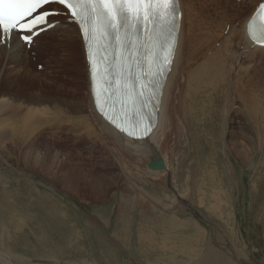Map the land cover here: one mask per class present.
I'll use <instances>...</instances> for the list:
<instances>
[{"label": "rangeland", "instance_id": "1", "mask_svg": "<svg viewBox=\"0 0 264 264\" xmlns=\"http://www.w3.org/2000/svg\"><path fill=\"white\" fill-rule=\"evenodd\" d=\"M207 1L195 0L201 9L209 7L207 11L199 9L196 14L197 32L202 40L212 35L218 43L210 50L203 41L189 43L192 29L188 21L186 53L191 51L194 62L200 64L206 58L204 54H213L217 48L220 60L227 65L231 61L232 73L227 81L210 84L206 126L202 124L203 104L199 99L198 120L190 133L179 134L180 130L172 125L168 138L173 152L170 149L160 153L168 160V170L156 174L147 168L151 154L140 159V155L107 153L102 146L93 147L83 130L80 133L72 130V120L64 124L66 130L55 140L58 145L51 138L52 142L48 140V147L41 150L38 158L59 148L66 156L55 168L56 175L70 179L72 168L77 167L83 173L86 170L85 178L89 180L101 177L112 181L106 197L95 201L89 197V187H83L81 194L76 195L67 188L68 184L54 186L56 182L38 171L39 165L27 166L19 154L11 158L16 172L0 159V177L3 171L7 173L4 181H0V257L11 262L0 264H264V183L257 185L264 177V61L250 65L253 66L249 73L256 72L257 79H244L243 75L240 86L234 85L233 81L241 76L239 73L246 70L234 67L236 60L228 55L232 51V55L239 57L241 27L252 6L249 0ZM237 13L240 19L236 18ZM39 36L14 54L0 48V101L4 95L17 91L21 96L14 104L22 108L29 104L27 100L54 91L79 94L77 100L87 98L86 76L80 78L75 73L73 79L64 64V51L48 50V47L55 50L57 32L35 42ZM77 68L82 73L81 67ZM242 86L252 93L244 92ZM179 105L180 102L176 103ZM250 107L253 113L248 112ZM254 119L259 126L254 133L242 131L252 126ZM206 127L210 134L205 140L207 145L203 141ZM241 133L247 139H258L252 166L241 164L230 149V159L225 154V142L226 147L244 142L238 140ZM176 143L178 148L174 147ZM23 149L31 151L30 143L26 142ZM121 195L133 196L140 204L144 202L149 213L135 205L137 210L121 217L118 209ZM141 236L145 237L140 240Z\"/></svg>", "mask_w": 264, "mask_h": 264}, {"label": "bare ground", "instance_id": "2", "mask_svg": "<svg viewBox=\"0 0 264 264\" xmlns=\"http://www.w3.org/2000/svg\"><path fill=\"white\" fill-rule=\"evenodd\" d=\"M263 1L264 0H253V1L249 0V2H250L249 5L252 7L249 10V12H248L247 16L245 17V20L242 24V27H241L242 35H241V37H239V38H241V40L239 43H237L240 47L239 51H241V52L240 53L237 52L239 54V57L232 55V51H231L230 55L233 57L228 55V58H231L232 60L233 59L236 60V64L233 62L234 67L236 65V66H239L240 71L246 70L243 74L237 72L241 76H239V80L233 81V83H234V85H236V87L240 86V81L243 80V79H241L243 75H244V79H248V78L257 79V77H256L257 73L256 72H255L256 74L254 72L249 73V70H250L249 68H251L253 66L252 65L250 67V65L252 63L255 64V62H259L262 60L264 61V47H260L256 44L252 43L250 41V39L248 37V33H247V22L250 19L252 13L258 7V5ZM207 2L211 3L212 0H208ZM179 3H180V8H181V19H180V32H179L178 47H177V51H176V54H175V57L173 60L172 71L169 74L167 81H166V86H165L164 94H163V98H162V106L159 110V115H158V120H157L158 122L156 125V129L147 138L146 142H145V140H141V141L133 140V139L127 137L126 135H124L123 133H120L113 126H111L108 122H106L102 116H100L97 113V111L94 107L92 93H91L89 66H88V62H87V58H86L85 44L83 42L82 36L79 32L78 26L75 23H72L68 18L60 16V17L55 18V20L58 21L57 25L53 29H50V30L44 32L43 35L39 36L35 42L43 39V37L46 38L50 33L57 32L56 39L54 40L55 41V43H54L55 44V50L50 49L49 47H48V50L57 52V50L59 49L60 51H64V54H65L64 55V58H65L64 64H66V66H68L69 71H70L73 79L75 78V73L78 76H80V78L83 76V74L86 76L87 89H85V90L87 92V96H86L87 98H84V100L79 98V100L80 99L82 100L80 102L79 100H77L78 98L75 99V97H78L79 94H74V93L70 94L69 92H67V90H65L64 92L61 91L59 93H56L54 91V93H47L43 96H40L39 99L36 98V99L27 100V104L28 103L29 104L26 105L24 108H22V107H16L14 104V101L18 100L19 97L21 96L20 93H17L18 91L13 92V93L10 92L6 95L3 94L5 97L3 96L4 98L1 99V101H0V114L2 113L0 115V159L2 161H4V163L7 162L6 164L8 166H10V168L12 170L15 171L16 166H14L11 163V158H13V156L16 154H19L20 157L26 161L27 166L31 167L33 164L39 165L40 169L38 171L46 179H48V177H49V179H51L52 182H56V185L53 184L54 186L59 187V186H62L64 184L65 185L68 184L67 188L69 190L72 189L73 192L76 193V195L81 194V190L83 187H85V188L89 187L90 188L89 197L92 200L95 201V200L105 198L107 195V191L110 188V185L113 184L112 181L103 180L101 177H96V178L89 180V179L85 178L86 177V174H85L86 170L83 173L77 167L72 168V171L70 170L73 173V176H71L70 179H68V177H67V179H63L62 175L58 176L59 173L56 175L55 171L58 168L59 161L63 158V156H66V155L62 154L63 153L62 149H59V148L55 149V151H53L52 154H48L46 157H43L42 159L38 158L39 155L41 154V150L48 147V145H49L47 143L48 140H51V138H52L54 140V143H55V140H57V139L59 140L60 135H62V133L64 132V129H65L64 124H66L70 120H72V126H73L72 130H75L76 132H79V133L81 130H83L85 132V138L87 140H90L91 144L93 143V145H92L93 147L96 145L102 146V148L105 150V152L107 151V153L108 152H110V153L117 152V153H121V154L140 155V157H139L140 159H143V155H145V157L147 158V155L151 154V157H150L151 159L149 162H151V160H153V159H156V160L163 159L165 161V164H166V169L161 171V172H166L168 170V160L165 156H161V154L163 152H165L166 150H170V149L172 150V148L169 147L170 139L168 138V135H169V133H171L173 126L180 130L181 133H179V134L184 135L185 132H188V133L191 132L192 126L194 124H196L197 120H198L196 106H197L199 99H202L201 102L203 104L202 105V114H203L204 118H203L202 124H205V126H206L205 122H207V116H208L206 97H207V92L209 90L210 84H212L216 80L227 81L228 80L227 76L231 75V73H232V68L230 66L231 61H230L229 65H227L224 61L220 60V56H219L217 48H216V52L213 54H209L208 56H206V54H204L206 58L200 64H197L194 62L191 51L189 53H186L185 45H186V33H187L188 21H190V26L192 29V31L190 30L189 35H188L189 43H192L193 41H197V42L203 41V43L207 47V50H210V47L212 45L215 46L218 43V41H216V39H214L212 35L206 36V38L203 40L200 38V34L197 32V25L195 23V18H196V16H198L196 14L197 13L199 14L198 10L201 8L199 5H196L195 0H179ZM203 4H205V3H203ZM208 8L209 7H205L201 10L207 11ZM245 10H247V9H245ZM207 13L209 14V11ZM237 15H238V13H237ZM240 15L243 16L242 14H240ZM208 17H210V16H208ZM236 18H239V15ZM199 25H201V24H199ZM233 29H234V27H233ZM235 33H234V35H235ZM235 37H237V36L235 35ZM230 41H232V40H230ZM230 44H231V42H230ZM238 45H237V47H238ZM23 47H24V43L21 41V39L18 38V36L16 34H13L12 38L10 40H8L7 43H5V45H2V43H0L1 49H3V48L8 49L13 54L17 51L22 50ZM230 47H231V45H230ZM80 48H81L82 52H80ZM236 48H233V49H236ZM236 51H238V50H236ZM82 57H83V60H82ZM242 57L245 58L244 59L245 62L242 61ZM82 61H83L84 66H82L83 65ZM9 64L10 63H8V65ZM15 66H16V64H15ZM21 66H23V65H21ZM77 67H81L82 73L79 72ZM11 68L12 67H10V69ZM24 68L25 67H23L22 69H24ZM18 70L20 71L21 69L18 68ZM15 72H16V70H15ZM17 73H19V72H17ZM80 78H79V80H80ZM227 84L230 85V82L228 81ZM9 85H10V83H9ZM251 86H250V88H251ZM9 87H11V86H9ZM242 87H243L244 92L252 93V90H249L248 88H247L248 90H246V88H244L245 86H242ZM8 89H10V88H8ZM73 92H76V89H74ZM81 94H82V91H81ZM179 102H180V105L176 106V103H179ZM186 104L188 105V109H186ZM11 108L13 110L9 112V109H11ZM248 112L253 113V110L251 109V107L249 108ZM176 114H178V118L175 117ZM250 116H252V114H250ZM250 116H249V118H251ZM253 122H254V124L252 126L249 125L248 129L247 128L242 129V131L246 130L248 133L253 134L254 131L259 127L257 125V121L255 119L253 120ZM67 126H68V128H70L69 127L70 125H66V127ZM68 133L70 134V132H68ZM71 133H73V131ZM203 134H204V137H203L204 140L203 141H204L205 145H207L205 140L210 135L207 127L205 128V130L203 129ZM65 135L66 134L64 133V136ZM48 137H50V139H48ZM61 140H62V138H61ZM238 140L244 141L245 145L243 144L244 142L239 143V141H238V142H234V144H230V145H228V147H226L227 143L225 142L224 151H225L226 156L230 159V157H231L230 151H229V149H230L232 151L233 155L235 156V158H237L241 164H246V165L249 164L250 166H252L253 165L252 161L254 159L252 156L256 155V149H257V147H259V146H257L259 144V143L257 144L258 139H256V138L254 139L253 137H248V139H247V137H245L244 134L241 133L240 135H238ZM26 142L30 143L31 151L23 149V146ZM51 142H52V140H51ZM259 142H260V140H259ZM55 144H57V143H55ZM246 144L249 146V148L246 146ZM52 145H53V143H52ZM60 147H62V146H60ZM174 147L178 148L177 143L174 145ZM190 147H191V145H190ZM97 150H98V147H97ZM172 152H173V150H172ZM235 152H237L238 154L235 155L234 154ZM66 154H67V152H66ZM100 155H101V153H100ZM130 155L128 157H130ZM104 157L102 156L101 159L102 158L104 159ZM76 158H78V157H76ZM66 160H68V159H66ZM73 160H75V159H73ZM69 161H71V160L69 159ZM232 164L233 163L231 161V165ZM55 168H56V170H55ZM64 168H65V166H62V169H60V170L63 171ZM87 168H89V167H87ZM231 171L234 172V168H232ZM88 172H89L90 176H93L90 171H88ZM152 172L156 173V174L161 173L160 171H152ZM12 174L13 173L11 172V175ZM82 174H84L83 177H82ZM4 175H7V173L5 171H3L1 174V176H2V177H0L1 182L4 181V178H3ZM9 175H10V173H9ZM96 175H97V172H96ZM257 182H258L257 185H259L260 183H264V177H262L260 179V182L259 181H257ZM5 184H6V182H5ZM4 187H5V185H4ZM255 187H256V183H255ZM139 198H140V195H139ZM142 198H144V197H142ZM104 200H106V199H104ZM135 205H138L140 208L142 207L141 208L142 211L147 210L146 211L147 214L149 213V211H148L149 208L147 206H144V202H141V204H140L136 201V198L133 196L121 195L120 202L118 205V209L120 211V216L122 217V216L126 215L127 213H131L133 210H137ZM128 210H130V212H128ZM263 226H264V218H263ZM144 235H146V234H144ZM144 237L145 236H141L140 240H142ZM150 237H148V238H150ZM152 244H150V245H152ZM4 259H2L0 257V262L3 261L5 263H11L8 258H4Z\"/></svg>", "mask_w": 264, "mask_h": 264}, {"label": "snow or ice", "instance_id": "3", "mask_svg": "<svg viewBox=\"0 0 264 264\" xmlns=\"http://www.w3.org/2000/svg\"><path fill=\"white\" fill-rule=\"evenodd\" d=\"M60 16L82 36L97 110L120 132L146 142L178 47L179 0H0V43L16 34L32 44ZM247 33L264 44V2Z\"/></svg>", "mask_w": 264, "mask_h": 264}, {"label": "water", "instance_id": "4", "mask_svg": "<svg viewBox=\"0 0 264 264\" xmlns=\"http://www.w3.org/2000/svg\"><path fill=\"white\" fill-rule=\"evenodd\" d=\"M120 133H123V132H120ZM123 134H125V133H123ZM149 136H150V134H149ZM131 139H132V137H131ZM141 140H144V139H140V140H136V141H141ZM147 168L150 171H163L166 169V164H165V161L163 159H159V160L153 159V160H151V162H149L147 164Z\"/></svg>", "mask_w": 264, "mask_h": 264}]
</instances>
